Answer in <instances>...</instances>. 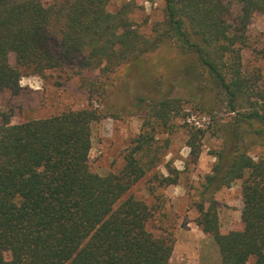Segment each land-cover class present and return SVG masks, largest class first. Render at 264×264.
<instances>
[{
	"label": "trees",
	"instance_id": "obj_1",
	"mask_svg": "<svg viewBox=\"0 0 264 264\" xmlns=\"http://www.w3.org/2000/svg\"><path fill=\"white\" fill-rule=\"evenodd\" d=\"M164 1V25L152 35L132 20L133 2L111 11L110 0H0V92L17 93L26 72L44 76L75 57L81 70L138 66L165 38L194 53L205 86L233 114L213 131L222 141L212 149L198 224L218 244L222 264L251 257L264 264V150L251 153L264 147V79L243 66L246 27L255 12L264 13V0H239L237 12L232 0ZM183 100L155 101L151 129L140 133L124 168L107 174L93 171L89 160L95 124L104 117L97 107L15 123L0 107V264H169L174 231L150 229L154 207L126 195L161 160L163 154L151 153L160 148L157 126L171 133ZM190 133L187 145L197 159L208 130ZM168 171L160 184L178 183L180 170L169 164ZM237 180L243 228L222 231L215 195Z\"/></svg>",
	"mask_w": 264,
	"mask_h": 264
},
{
	"label": "rangeland",
	"instance_id": "obj_2",
	"mask_svg": "<svg viewBox=\"0 0 264 264\" xmlns=\"http://www.w3.org/2000/svg\"><path fill=\"white\" fill-rule=\"evenodd\" d=\"M232 1V8L237 12L240 1ZM126 2L135 4L130 15L136 26L152 35L160 31L165 20L164 0H110L108 8L116 11ZM246 34L244 69L248 74L261 72L264 79V13H254ZM79 61L76 57L70 59L44 76L26 72L20 80L19 92H0V107L11 115L14 123L97 107L104 117L95 124L89 160L93 171L107 174L124 168L126 154L140 133L151 129L148 122L155 120L151 116L155 101L166 95L183 96V109L175 117L171 133L157 126L156 145L160 148L151 153L163 154L161 160L126 196L133 195L154 207L156 213L150 229L160 232L159 227L163 226L174 231L176 243L169 264H222L218 244L198 224L197 201L216 160L212 149H217L222 141L213 131L233 114L227 111L225 101L205 86L208 77L197 56L165 38L138 66L123 63L108 71L101 67L81 70ZM10 62L16 65L15 53L10 54ZM141 96L148 99L141 102ZM199 127L208 133L202 138V152L195 159L187 140L190 132ZM246 130H250L248 125ZM167 137L169 144H165ZM263 150V146L257 145L251 153L257 155ZM169 164L180 170L178 183L160 184L159 177L169 173ZM215 196L222 231L242 229L241 180L222 188ZM254 262L255 258L251 257L247 264Z\"/></svg>",
	"mask_w": 264,
	"mask_h": 264
}]
</instances>
